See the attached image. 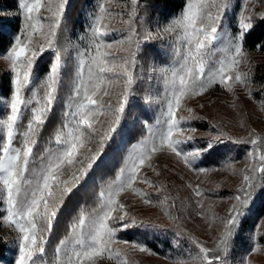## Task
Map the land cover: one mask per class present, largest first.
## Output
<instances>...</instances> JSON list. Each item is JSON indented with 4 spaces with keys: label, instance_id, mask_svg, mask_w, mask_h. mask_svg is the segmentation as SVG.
<instances>
[{
    "label": "rangeland",
    "instance_id": "374dc122",
    "mask_svg": "<svg viewBox=\"0 0 264 264\" xmlns=\"http://www.w3.org/2000/svg\"><path fill=\"white\" fill-rule=\"evenodd\" d=\"M72 1L69 0V4L66 6V14L61 28L58 30V40L64 62L60 93V98H63L64 101V113L69 110L68 98L82 59L79 53L89 48V29L93 23V17L99 14L101 6L106 10L101 22V29L107 32L106 42L112 43L111 48L102 50L106 51L110 57H116L118 65L123 62L119 59L121 57L128 61L127 67L134 76L132 85L134 94L130 97L131 103L135 107L138 101H142L143 105L141 111L138 109L140 112H132L126 118V127L125 121L122 120L121 125L117 128L118 132L121 128L124 129L122 134L114 133V140L105 141V147L100 157L83 175L84 177L90 176L93 169L107 154L114 149H119L122 152V164L113 180L115 181L120 170L126 166L129 155L142 143L151 142L150 128L163 130L166 126L165 122L169 119L167 102L170 98L166 79L170 78L171 69L177 66L174 63L178 60L177 52L182 54L185 49L179 29L172 32L165 31V29L174 19L182 16L189 3H196L197 0H185L181 11L167 19L160 17L146 19L139 14L132 18L135 29L139 33L137 38L141 43V55L134 63L133 58L125 50L130 36L131 0H86L74 18L70 17ZM14 2V10H7L4 5L0 6L1 19L18 18L17 29L11 37L12 42L15 35L26 39L25 17L19 8V0ZM58 3L59 0H52L53 10ZM45 4H47V0H45ZM212 12L215 15L216 9L213 8ZM249 15H252L254 19L264 15V0H231L230 7L223 19L224 29L235 34L239 30L241 19ZM39 16L45 24L46 31L47 25L53 19V14L46 8H41ZM148 29H151L152 35L146 40ZM119 41H123V43H119ZM43 43L40 34L33 36V45ZM216 47L220 48L223 45L218 41ZM10 49L11 45L0 53V81H3L0 90V119H6L10 114L8 106L15 89L16 73L12 70L10 61L3 58ZM223 56L222 52L216 54L217 58ZM53 62L54 53L50 49H46L38 57L36 67L41 66L44 71L42 73L34 71L33 82L24 89L23 94L26 98H30L31 91L36 90L46 78L47 69ZM119 70L117 68L115 71L119 72ZM236 72L248 74V83L239 84L230 81L231 91L218 83L213 84L201 95H189L182 98L181 105L175 113L180 127L184 130L178 132L173 138L185 141L181 145L185 150H194L209 141L220 146L218 149L203 153L201 160L197 162L198 167L206 171L194 172L190 170L166 148L154 153L151 160L140 167L139 178L133 183L132 188L146 193L153 202L161 200L165 202L163 204H146L140 195H137L132 189H127L116 198L117 211L112 213V217L119 216L124 221L135 218L141 225L155 227H133L121 230V234L117 232L116 236L119 241H129L130 243L113 242L109 244L108 247L113 250L112 258L109 259L108 253H105L103 258H97L95 264H117L114 254L116 251L121 253L120 259H126L128 264H176L179 260H188L189 254L195 255L198 252L193 239L202 242L209 248H214L217 238L223 230V225L219 222L220 219L227 217L229 210L236 203L234 197L242 194L240 189L244 186L243 175H252L260 184H264V173L250 171L254 166L258 168L261 165L259 156L264 154V146L260 142L256 145L249 143L255 137L264 140V83H256L257 81L255 82L253 78L255 72L263 73L264 76V53L244 49L243 59L236 66L232 75L234 76ZM123 80L124 78L121 76L119 83L107 89L109 95L103 97V103L111 104L114 108L117 106L119 94L124 87ZM33 106L29 105L23 110L21 121L18 122L20 124L19 134L15 138L14 147L21 146L23 142V133L27 130ZM25 117L27 120L24 124ZM113 119V113H106L96 118L93 131L86 141L85 147L80 150L76 163L64 168L60 181L79 176V169L87 167L89 158L99 148L100 141ZM134 125L141 130L138 138L129 142L128 131ZM65 131L67 130L65 129ZM2 136L3 132L0 131V137ZM188 137L191 139H187ZM50 147H55L54 141L46 149ZM250 152L253 153L252 156L249 155ZM149 164L151 167L148 166ZM39 165L40 161L37 158L34 166L38 168ZM157 173L160 174L157 175ZM144 178L152 181V185L144 183ZM113 181L102 183L99 193L106 190ZM197 185L203 193L201 197L192 196V190ZM196 199L201 201L200 206L196 204ZM263 200L264 189L258 186L251 210L244 220L245 222L248 219L251 227L246 228V232L242 233L243 235L240 233L239 238L232 242V248L226 257L227 264H264V213L256 218L253 213L254 208ZM121 204L124 205L123 209L119 207ZM173 204L175 207L169 208V205ZM168 212H171L173 216H179L180 219L178 221L170 219L166 215ZM124 213L128 215L125 216ZM199 213H203V215H199ZM6 216L7 206L0 198V242L6 245L7 263L16 264L19 257L20 233L13 224L5 219ZM251 217L253 218L250 221ZM109 222L111 223V221ZM124 232L127 233L125 236ZM146 233L147 238L145 239ZM132 242L146 244L152 254L133 249ZM58 246H60V242L55 246L56 260L54 264H57L56 249ZM254 247L256 250L252 251ZM39 258L42 259L43 264H48L44 255Z\"/></svg>",
    "mask_w": 264,
    "mask_h": 264
},
{
    "label": "snow or ice",
    "instance_id": "6c2138e0",
    "mask_svg": "<svg viewBox=\"0 0 264 264\" xmlns=\"http://www.w3.org/2000/svg\"><path fill=\"white\" fill-rule=\"evenodd\" d=\"M68 4L69 0H59L53 10L52 0H47V4L45 0H19V8L25 17L26 39L15 35L10 51L3 57L10 61L12 70L16 73L14 95L8 106L10 114L6 119H0V131L3 132V136L0 137V198L7 206L5 219L20 233L19 257L16 264H43L42 259L39 258L45 254L47 244L43 234L52 232L54 221L64 203V196L72 192L76 183L96 163L105 147V141L114 140V133L122 134L124 129L121 128L118 132L117 128L122 120L125 121V127L127 126L126 118L134 109L130 100L134 94L132 88L134 76L127 67L128 61L121 57L119 59L123 62L118 65L116 57H110L106 51L102 50L111 48L112 43L106 42L107 32L101 29V22L106 11L101 6L99 14L93 17V23L89 29V48L79 53L82 59L68 98L69 110L64 113L65 123L54 136L55 147L46 149L44 154L39 156V167L34 166L37 160L34 147L37 144L38 130L42 129L48 114L60 99L64 62L58 30L61 28ZM131 4L130 36L125 50L133 58L134 63L141 55V43L137 38L139 33L132 19L138 15V0H131ZM230 4L231 0H197L196 3H189L182 16L174 19L165 29L169 32L179 29L185 49L182 54L177 52L178 60L174 62L177 66L171 69L170 78L166 79L170 97L167 102L169 119L165 122L166 126L163 130L150 128L151 142L142 143L129 155L126 166L120 170L116 180L99 193L98 207L91 211L81 210L73 220L68 235L60 241V246L56 249L57 264H85V262L95 264L97 258H103L105 253H108L111 259L113 250L108 247L109 244L130 243L119 241L116 236L118 231L133 227H155L141 225L135 218L127 221L119 216L113 218L112 213L117 211L116 198L127 189H132L140 195L146 204L165 202L164 200L153 202L146 193L132 188L133 183L139 178L140 167L150 161L157 151L166 148L190 170L206 171L198 167L197 162L201 160L203 153L214 150L217 144L209 141L194 150H185L181 147L185 141L173 138L178 132L184 130L180 127L175 113L181 105L182 98L189 95H201L213 84L218 83L231 91L230 81L239 84L248 83V74L236 72L233 76L232 73L243 59V46L254 28V17L249 15L241 19L239 30L231 34L223 27V19ZM41 8H46L53 14V19L47 25L46 31L45 24L39 16ZM213 8L216 9L215 15L212 12ZM259 18L264 22V15ZM36 34L41 35L43 44L33 45V36ZM151 35V29H148L145 39L147 40ZM218 41L223 47H216ZM46 49L54 53V62L47 69L46 78L36 90L31 91V97L26 98L23 94L24 89L33 82V73L38 71L37 59ZM217 52L224 53V56L217 58ZM117 68L120 69L119 72L115 71ZM121 76L124 78V87L114 108L111 104H105L102 101L104 96L109 95L107 89L119 83ZM29 105L34 106L31 108L32 115L27 124V130L23 133V142L21 146L14 147L15 138L19 134L18 122L21 121L23 110ZM106 113H113L114 119L104 133L99 148L89 158L87 167L79 169V176H74L72 182L64 181L63 194L56 197L54 189L59 186L64 168L76 163L80 150L85 147L93 131L96 118ZM187 139L190 140L191 137ZM258 142L264 146V140L260 137L249 141L253 145ZM249 155L252 156L253 153L250 152ZM259 160L261 165L258 168L254 166L251 172L264 173V154L259 156ZM148 166L151 167L150 164ZM228 166L231 167V165ZM242 179L244 184L240 189L242 194L234 197L236 203L229 210L227 217L219 221L223 225V230L217 238L215 247L209 248L193 239L198 252L195 255L189 254L188 260H179L176 264H192V262L194 264H227L226 257L232 248V242L238 239L243 231V223L251 210L256 189L258 186L264 189V184H260L252 175L245 174ZM143 182L149 185L153 183L147 178H144ZM202 195L198 185L193 188V197ZM195 202L198 206L201 205L199 199ZM119 207L123 209L124 205L121 204ZM172 207L175 205H169V208ZM124 215L128 214L124 213ZM166 215L170 219L177 221L180 219L179 216H173L171 212ZM38 221H43V225ZM154 237L159 239L158 236L154 235ZM131 247L140 252L152 254L146 244L132 242ZM255 250L254 247L252 251ZM114 254L117 264H128L126 259H120L119 251Z\"/></svg>",
    "mask_w": 264,
    "mask_h": 264
},
{
    "label": "trees",
    "instance_id": "16d2710c",
    "mask_svg": "<svg viewBox=\"0 0 264 264\" xmlns=\"http://www.w3.org/2000/svg\"><path fill=\"white\" fill-rule=\"evenodd\" d=\"M15 0H0V6H5L7 10H14ZM86 0H73L70 7V17L74 18L79 12V8L84 4ZM185 3V0H138V14L146 19H154L160 17L167 19L176 15L181 11ZM254 28L247 37L244 43V49L248 51H258L264 53V22L259 17L253 20ZM18 26V18H0V53L5 51L12 43V35L16 31ZM39 73L44 71L41 66L38 68ZM253 78L256 83H264L263 73H254ZM3 81H0V90L2 89ZM7 94V93H5ZM142 101L136 103L132 112H140L142 107ZM140 111H139V110ZM131 112V113H132ZM64 101L60 98L51 111L48 114L46 123L42 129L38 130L37 144L34 147V153L37 158L44 152V150L51 146L54 141V136L58 129H60L64 123ZM27 117L24 119V124ZM141 128L134 125L128 131L129 142L138 138ZM215 149L220 146L217 145ZM217 151V150H215ZM103 161V163H101ZM96 166L92 174L88 177H82L72 192L64 196V203L60 208L57 218L54 221L52 232L49 234L44 232V239L47 241L45 246V260L48 264H54L56 260L55 246L63 238H65L70 230V225L73 220L79 215L81 210L91 211L98 207L99 203V189L102 183L113 181L122 164V152L119 149L112 150L105 156ZM74 177L66 180L72 182ZM64 181H60L59 186L54 189L56 197L63 194ZM254 218L260 217L264 213V200L261 201L258 206L253 210ZM253 217H251L250 221ZM43 225V221H38ZM245 224V225H244ZM251 227L248 223V219L243 223V231L241 235L246 232V228ZM121 234L122 231H118ZM124 232V236H125ZM243 233V234H242ZM127 234V233H126ZM130 236V235H128ZM130 239V237H127ZM240 241V240H239ZM242 241V240H241ZM6 245L0 242V264H8L6 260Z\"/></svg>",
    "mask_w": 264,
    "mask_h": 264
}]
</instances>
